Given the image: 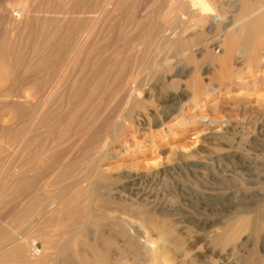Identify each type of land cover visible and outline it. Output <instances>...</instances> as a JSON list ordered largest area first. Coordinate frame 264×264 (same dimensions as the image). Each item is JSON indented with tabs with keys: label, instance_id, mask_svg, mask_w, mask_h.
<instances>
[{
	"label": "rangeland",
	"instance_id": "1",
	"mask_svg": "<svg viewBox=\"0 0 264 264\" xmlns=\"http://www.w3.org/2000/svg\"><path fill=\"white\" fill-rule=\"evenodd\" d=\"M170 1L127 0V3L125 1L121 3L114 18L116 20L114 42L108 47L98 49L90 60L85 59L86 62L83 60L75 71L72 70L74 73L70 71L64 73L66 60L56 61L51 58L52 53L57 52L58 48L54 46V49L45 45L39 48L33 44L26 45L27 48L25 46L22 50L24 55H21V59L24 58L19 64L20 67L15 64L17 66L12 65L13 69L11 67L2 69L0 66V172L4 174L3 180L0 178V191H3L4 184L8 182L14 185V187L12 185L14 189L7 187L9 191L18 190L20 186L18 187L17 181L20 177L27 180L32 178L33 186L28 194L33 195L38 192L37 194L45 198L49 204L54 197L65 196L62 199L67 200L69 197V199L76 197L77 191L79 193L81 191L79 199L84 211L88 209L91 193L105 195L103 197L105 202L101 203V206L110 203L106 197L108 193L113 195V206L99 209L96 204L95 210L105 212L112 217L118 216L114 219L120 217L119 219L122 220L117 222L122 227H127L124 221L131 225L127 227L128 230H132L128 237L120 236L118 231L110 229V220L100 221V230L97 229L94 220H85L84 217L85 223L83 221L81 223L83 227L80 225L81 228H76L81 233L77 235H74L76 229L54 228L52 231L54 243L52 242L48 250L41 238H33L30 241H36L38 251L49 252L47 257H55L57 248L71 242L74 236L79 238L80 244L88 242L91 238L104 247L107 245V238L114 236L117 238L116 245L113 247L114 259L122 261L123 264H152L161 257L160 253L154 251L151 246L147 249L143 240L145 241L146 236L158 241L159 236H156L155 231L145 233L136 222L135 216L143 212L148 213L147 215L151 217L155 225L172 227L174 230L175 238H167H170L169 242L172 245L171 255L168 254L167 258L172 257L174 264H246L253 254L258 264L264 261V193H262L264 192V77H259L256 83L250 85L242 84L241 82L257 78L254 76L258 73L262 76L261 70L253 67L251 70L243 69L242 77H230L229 80H223L218 76L219 64H211L199 53L192 54L190 57L194 63L188 64L185 59L172 51L161 49L156 51L154 46L147 47L144 37L148 27L152 23L161 22L162 11L165 9L166 13ZM27 2L30 7L33 3L35 11L38 10L40 13L46 12L45 7L48 8L45 4H41L40 0H0V41L6 37V33L9 35V28L1 14L2 9L10 4L20 5ZM226 2L228 5L231 4L227 6L228 8L225 7L230 13L239 6L237 0H225ZM173 18L172 22L175 21ZM54 28L48 29L50 35L47 29H38L39 31L35 32L34 28V31L29 30L27 35L31 33L33 37H39L41 34L42 37L49 38L51 35L54 36ZM215 34H207L205 41L210 43L209 52L220 55L222 47L215 43V40L218 42ZM12 58L15 61L14 56ZM39 63L43 66L38 65ZM124 65L127 69L125 73H121V67ZM44 67H46L45 70ZM183 68L191 72L183 74L181 73ZM24 69L26 72L31 70L33 73L28 72L29 76ZM82 69L83 73L80 72ZM91 70L93 71L90 72ZM60 71H63L62 75ZM35 73L39 76L36 77ZM63 74L66 75L59 94L61 102L57 109L56 122L52 125L54 126L50 144L52 154L50 153L51 156L47 155V158L43 160L39 157L41 159L35 169L36 163H32L33 153L25 148L26 144L29 145V141L36 136L34 113L39 100L36 97L35 88H37L36 85L47 88L52 84L55 76L64 77ZM53 75H55L54 78ZM115 79L118 84L115 83ZM73 83H75L74 86ZM127 83L128 86L125 89ZM80 84H83V87ZM194 84L201 87L199 92ZM190 85H193L194 90ZM73 98H76L77 102ZM16 99L21 103H11V100ZM24 101H29L28 104L26 103L29 106L33 102V108L30 106L33 111L18 108L19 105L24 107ZM116 128L120 130L117 137H115L118 131ZM61 139L64 140L61 141ZM40 144H42V137ZM77 155H81L80 159ZM68 157L72 160L69 161ZM75 159L77 166L69 172L70 176L67 175L68 180L67 178L63 180L66 181L65 183L59 181L60 172ZM64 162V166L61 167L59 164ZM30 167H33V171ZM53 172L57 173L51 175ZM95 173L98 176H95ZM65 191L67 193H64ZM74 193L76 195H73ZM3 195L0 192V197L5 198V201L0 200V224L17 212L23 201L22 195L14 196L10 193L4 195L7 197ZM16 199L19 200L16 201ZM241 216H247L252 223L256 222L257 231L252 233V228L242 230L232 243L215 244L214 238L224 232L231 220ZM32 219L29 221H33ZM23 228L20 226L18 230L17 227V231L14 230V232ZM176 237H179L178 239L183 243L182 250L173 249V239L176 241ZM4 240L0 238V254L5 252V248H2ZM63 240L66 242L64 243ZM126 241L129 242L126 243ZM81 248L83 250L84 247ZM236 248L238 251L235 250Z\"/></svg>",
	"mask_w": 264,
	"mask_h": 264
},
{
	"label": "bare ground",
	"instance_id": "2",
	"mask_svg": "<svg viewBox=\"0 0 264 264\" xmlns=\"http://www.w3.org/2000/svg\"><path fill=\"white\" fill-rule=\"evenodd\" d=\"M40 1L42 2L41 4H45L48 7V8L45 7V9H47V10L44 13H40V12H38V10L35 11V9L33 8L34 5L32 6L33 3L31 4V7H30L28 2L25 4L20 3V5L19 4L18 5L10 4L7 7L2 9V11H1L2 17L6 21V25L9 28V35L6 33L7 34V35L5 34L6 37H4V38L1 37L2 39L0 41V66L2 67V69H6V68L9 69L10 67L13 69L12 65H15V64L19 65L20 62L23 61L22 59L24 58L23 57L21 59V55H24V53L22 54V50L24 49V47L26 45L30 46L31 44H33V45L37 46V48H39V46H43V45L50 46V47H54V46L57 47L58 48L57 50L59 52L58 51H57L58 53L53 52L51 55V58L52 59L54 58L56 61H59V60L65 61L66 60V63L63 62L65 64L64 73H67V72L69 73V71L74 73L77 66L79 64H81L83 62V60L85 62H86V60L88 61V59L90 60L91 56H93V54L96 53V51L98 49H101L103 47H108L110 44H112L114 42L113 33L115 31V21L116 20L114 18H115V15L117 14L116 10H117V8H119V6L122 5L121 3H123L124 1L127 3V0H40ZM237 2L239 3L238 4L239 6L233 12L230 13V12L226 11L225 7H227L231 4L228 5L227 2L225 3V0H171L170 4H168L169 5V8H167L168 10L166 9V13L164 11L165 9L162 11L163 16L161 15L162 16L161 22L152 23L148 27L146 36L144 37V39L146 41V46L151 47V48L154 46L157 49V50L155 49L156 51H159L160 49L164 50V51H168V52L172 51L175 53V55L178 54L183 59H185V61L188 62V64L194 63V60L191 58L192 57L191 55L195 54V53H199V54H201L200 56L206 57V59L209 62H211V64H216V63L219 64L218 76L222 77L223 80H225V79L229 80L230 77H233V78L234 77H240V76L242 77L243 69L251 70V68L256 67L259 70H261L262 76L258 75L259 74L258 73L257 75L254 76V77H257L254 80L251 79L249 81L241 82L242 84L248 83L249 85L251 83H256L259 80V77H264V69H263L264 68V0H237ZM35 4H36V2H35ZM136 4L138 5V3H136ZM159 8H161V7H159ZM156 13H157V11H156ZM173 15H175L176 19H175V17L173 18ZM142 16H144V14ZM172 18H173V21L175 20L174 22H172ZM156 21H158V20H156ZM6 25H5V28H7ZM54 27L58 28V29L55 30ZM33 28H34L35 32H37L38 29H41V30L47 29L48 30L50 28L51 29L54 28L55 34H54V36L51 35L52 36V37L50 36L51 38L50 37L45 38L44 36H43L44 37L43 38L42 35L40 34L42 32L40 31V33H39L40 36L38 35L39 37H33L31 35V33H29V36H28L27 34H28L29 30L34 31ZM120 31H122V30H120ZM47 32H48V35H50L49 34L50 30H48ZM211 33H216L215 35H217V37H218V42H216V40H215V43L216 44L218 43L222 47L221 48L222 54H220L221 53L220 52L219 53L220 55L216 54L215 52H209V50H208L211 47L209 48L210 43L205 41V40H207L205 37L207 34H211ZM46 35H47V33H46ZM211 46L213 47L212 43H211ZM55 47H54V49H55ZM26 48H27V46H26ZM110 48H111V46H110ZM150 49H148V50L150 51ZM36 51L38 52V49H36ZM52 51H54V50L52 49ZM32 52H33V50H32ZM150 52H152V51H150ZM155 53L157 54L158 52H155ZM199 54H197V55H199ZM13 56H14L15 61H13V58H12ZM31 58H32V55H31ZM33 58H34V55H33ZM37 58H38V56H37ZM43 59H45V58H43ZM49 59H50V56H49ZM130 59H132V58H130ZM33 60H35V59H33ZM96 60H97V58H96ZM93 61H94V59H93ZM154 62H155V60H154ZM154 62H152V64ZM33 64H34V61H33ZM43 64H45V63H43ZM93 64L94 63H92V65ZM17 65H15V66H17ZM38 65H40V63ZM19 67H20V65H19ZM27 67H30V66H27ZM37 67L39 69V66H37ZM61 67H62V65H61ZM110 67H111V65H110ZM45 68L46 67H44V70H45ZM121 68H122L120 70L121 73H123L125 71V69H127L126 65L122 66ZM186 68H183L181 73H183V74L189 73L190 70L189 69L186 70ZM41 69H43V68H41ZM31 70H32V68H31ZM31 70L26 72L24 69V71L27 74H28V72L33 73L32 72L33 70L32 71ZM44 70H43V72H44ZM72 70H74V71H72ZM4 71H6V70H4ZM56 71H54V73ZM82 71H83V69L80 72H82ZM92 71L93 70H91L90 72H92ZM6 72H8V70ZM11 72H12V70H11ZM15 72H16V70H15ZM15 72H13V74ZM34 72H37V71H34ZM43 72H41V73L43 74ZM62 72L60 71L61 75H62ZM120 72L118 71V74H119V75L117 74L118 76L121 75ZM73 73H71V74H73ZM151 73H152V71H151ZM244 73L246 74V72H244ZM11 74H10V77H11ZM13 74H12V76H13ZM42 74L40 76H42ZM35 75H37V73H35ZM61 75H59V76H61ZM65 75L63 74L64 77H56L55 75H53V78L55 76V79H53L51 77V80L53 79L52 80L53 82L50 80L52 82V84L49 87L47 86V88H45L42 86L43 87V89H42L41 86L38 87V85H36L37 88H35L36 89L35 94L39 100L38 106L36 107V111L34 113V126H35L36 136L33 140L29 141V145L26 144V146H25V148L27 150H30V153L31 152L33 153L32 155L34 157L32 155L31 156L33 157L32 163L33 164L36 163V165H34L35 169H37L36 167H37L38 161L41 158L43 160L47 155L51 156V154H52L51 153L52 150H51V146H50L51 138L53 137V134H54L53 129H52V128H54V126H52V125L56 122V119H57V113H58L57 109L59 108V103L61 102L59 100L60 99L59 94H60L62 85H64L63 79L65 78ZM38 76L39 75H37L36 77H38ZM8 77H9V75H8ZM71 77L72 76H70V78ZM18 78H19V76H18ZM20 79H22V77H20ZM32 79H34V78H32ZM36 79H38V78H36ZM101 79H103V78H101ZM76 82H78V81H76ZM112 82H114V80ZM116 82H117V79H115V83ZM2 83H3V81H2ZM193 83H195V82L193 81ZM38 84L40 85V83H38ZM74 84L75 83H73V86H74ZM116 84H118V82ZM190 84H192V83H190ZM197 84H199V83H197ZM41 85H42V83H41ZM43 85H45V84H43ZM127 86H128V83H127V85L125 84V89ZM195 86H196V89H198L197 91L199 92L201 87H199L197 85H195ZM64 87H66V85ZM64 87H63V89H64ZM17 89L18 88H16V90ZM99 89H101V88H99ZM75 90H77V89H75ZM193 90H194V88H193ZM7 92H9V91H7ZM14 95H16V94H14ZM7 97L8 96H6V98ZM8 98H10V96ZM17 98H18V96H17ZM19 98H21V97H19ZM27 98H28V96H27ZM90 98H89V100H90ZM115 98H117V97H115ZM73 99H74V101H76V98H73ZM23 100H24V98H23ZM86 100H88V99H86ZM14 102L21 103L20 100L17 101V99L11 100V103H14ZM24 102H25L24 107L20 106V105H19L20 106L19 107L17 105L18 108H25V110L33 108V106H32L33 102H32V105L30 104V106H32V108L29 105H26V103L28 104L29 101H24ZM76 102H75V104H76ZM71 103H73V102H71ZM78 104H79V102H78ZM35 105L36 104H34V106ZM79 105H77V106H79ZM62 107H63V105H62ZM86 107H89V106H86ZM83 109H85L84 106H83ZM77 110H78V108H77ZM32 111H33V109H32ZM81 111H82V108H81ZM73 119H75V118H73ZM129 120H127V121H129ZM83 121H82V123L85 122V121L84 122ZM119 131L120 130L117 131L115 137L118 136ZM39 137L40 138L42 137V144H40V138ZM54 139H53V142H54ZM56 139H57V137H56ZM62 140H64V139H61V141ZM59 141H60V139H59ZM56 143L57 142H55V144ZM85 146H86V144H85ZM109 146L110 145H108V147ZM104 148H105V146H104ZM94 150H95V148H94ZM106 151H107V149H106ZM80 156L81 155H79L78 158ZM82 156H83V154H82ZM39 157H41V158H39ZM54 158H55V156H54ZM60 160H61V158H60ZM68 160H69V157H68ZM70 160H72V159H70ZM54 161H55V159H54ZM50 162H48V163H50ZM65 162L61 163L59 165L61 167H63ZM57 163H59V161ZM30 164H31V162H30ZM74 166H77V160L76 159L74 161H72L71 163H69L66 166V169L62 168L63 171L60 172V175H58L59 178L56 176V179L58 178L59 181L65 180L67 178V175L69 174V172L74 168ZM57 167H59V166L57 165ZM78 168H79V166H78ZM80 168H82V167H80ZM47 169H48V166H47ZM99 170H100V168H99ZM32 171H33V169H32ZM29 172H31V170ZM56 173L57 172H55V173L53 172V174H51V175H54ZM41 174H42V172H41ZM95 174H94L95 176H98L97 173H95ZM2 176H4V174L0 172V178H2ZM68 176H70V175H68ZM53 178H55V177H53ZM35 179L37 180L38 178L36 177ZM1 180H3V178ZM67 180H68V178H67ZM17 182H18V187L20 186V188L18 190L17 189L14 190L16 193L13 190L9 191L7 189V187H9V186H10L9 188L12 187V185H13V184L11 185L12 182L11 183L8 182L9 184L5 183L3 186V189H2L3 191H0L4 195L7 193L8 194L10 193V195L13 194L14 196H18V195L21 196L22 195V199H23L22 204L20 205L18 211L16 213L11 212V213H13V215L9 216L8 219L6 218L7 220L3 221L0 224V238L2 237L3 239H5L4 240L5 242L2 241V242H4V244H3L4 247H2V248H5V252H4V250H2L4 253L0 254V264H123L122 261L120 262V260H116L113 258V254H114V248L113 247L116 245V239H117L114 236H110L109 238H107L106 247H104L102 244H100L96 241L91 240V238L88 242L85 241L82 244H80L81 242H79V238L74 236V238H73V240H71V242L63 245L61 248L59 247V249L57 248V250H58L57 252H55V250L53 249L56 254L52 253L53 255L55 254L54 255L55 257H51V258L47 257V254L49 252L43 253V252L38 251L36 241L32 240V242H30L31 239H33V238H41L42 240H44V242L46 244L45 246L48 250L52 246V242L54 243L53 235H52V231L54 228L56 229V228L60 227L61 230L62 229L63 230L68 229L69 230L70 228L76 229L77 227L81 228L80 225H81L84 217H85V220L86 219L89 221L94 220L93 222L95 224H97L96 225L97 229L101 230V222L100 221H102V220H104V221L108 220L109 221L110 220L111 221L110 229H112L116 232L118 231L121 234L120 236L131 235L132 230L129 229L130 230L129 231L127 229L128 225H130V224H127L129 222L126 223L124 221V224H126L127 227L126 228L122 227V225L118 224V222H117L118 220H120V221L122 220V219H119L120 217L114 219V217H118V216L112 217V216L106 215L105 212H100V211L97 212L95 210L96 204H97V208H99V209H106V207H108V208L112 207L113 206V202H112V200H113L112 196L113 195L107 193L106 197L109 199L110 203L107 202L108 204L106 206H101V203L105 202V200L103 199V197L105 195L99 194V193H91L92 195L90 197V200L88 201L89 202L88 209H87V211H84L82 208V205H81V201H80L81 199H79V195H80L81 191L79 193V191H77L76 188L75 189L78 192L77 193L78 195L76 197L69 199L70 197L68 196L69 198L67 200L62 199V197H65V196H62L61 198L60 197H58V198L54 197L53 200L48 204L47 201H45V198H43L37 194L38 192L37 193L35 192L33 195L28 194V193H30V190L33 186L32 185L33 184L32 178L27 180V179H24L23 177H20V179ZM77 184H79V183H77ZM13 187H14V185H13ZM16 187H17V185H16ZM93 187H95V186H93ZM67 190H69V188ZM95 190H96V188H95ZM66 191L64 193H67ZM73 192H74V190H73ZM75 193L73 195H76ZM262 193H264V192H262ZM68 194H69V192H68ZM83 194L84 193H82V195ZM259 194H261V193H259ZM62 195H63V193H62ZM70 196H72V195H70ZM83 196H81V197L83 198ZM251 196H253V195H251ZM1 197H0V200L3 201L5 198H3V197L1 198ZM4 197H7V196H4ZM18 200L16 199V201H18ZM121 200H123V199H121ZM106 201H108V200H106ZM213 202H214V200H213ZM85 203H87V202H85ZM257 205H255V206H257ZM83 206H85V205L83 204ZM143 208L144 207H142V209ZM138 211H140V210H138ZM107 212H108V210H107ZM111 212H113V211H111ZM110 214H112V213H110ZM147 214L140 212L135 216V218H136V222L139 223L140 227L142 228V230L145 231V233L147 232V234H148V231H155L157 233V235L156 234L155 235L159 236L158 241H157V239L156 240L155 239L154 240L149 239L146 236L144 237L145 241L143 240L144 244L147 245V249H149V247L151 246V248L154 251L160 253L161 257L159 259L153 261L152 264H158V263L159 264H174L175 261H173L174 259L173 260L171 259L172 257L167 258L168 254L171 255L172 245L170 244L169 241H171V240H169V239L171 237L175 238L174 230L172 229V227L171 228L168 226L159 227V225L158 226L155 225L154 221ZM114 215H117V214H114ZM29 219H32L33 221H31V220L29 221ZM124 219H126V218H124ZM89 221H86V222H89ZM262 225H263V223H262ZM20 226H21V228H23V227L24 228L22 230L20 229V231H18V232H14V230H16L17 227L19 230ZM251 228H252V233L253 232L255 233L257 231L256 222L252 223L247 216L237 217V219L235 218V219L231 220L229 222V224L227 225V227L225 228L224 232H221L222 234L218 235L216 238H214L213 241L215 244H221V243L230 244L235 240V238H237L236 236L242 230H248ZM23 230H25V232ZM54 233H55V231H54ZM58 233H59V229H58ZM69 233H70V231H69ZM78 233H79V229L78 230L76 229V231L74 232V235L75 234L77 235ZM79 234H81V233H79ZM30 235H32V236L30 237ZM70 236L71 235H69V238L71 239ZM86 237H87V235H86ZM129 237H131V236H129ZM168 237H170V238L167 239ZM102 238H103V236H102ZM151 238H153V237H151ZM178 238L176 237V241H175V239H173V241H174L173 249L174 250H182L183 249V243ZM70 239H68V240H70ZM94 240H95V237H94ZM63 242L65 243L66 241L63 240ZM128 242L129 241H126V243H128ZM81 247H84L83 250H81L82 249ZM54 248H55V246H54ZM235 250H237V248ZM50 252H51V250H50ZM226 254H228V253H226ZM50 256H51V254H50ZM249 258L250 259H248V260L246 259L247 260L246 264H258V261H256V259H255L256 257L254 254L252 255V257H249ZM259 264H264V261L259 262Z\"/></svg>",
	"mask_w": 264,
	"mask_h": 264
}]
</instances>
